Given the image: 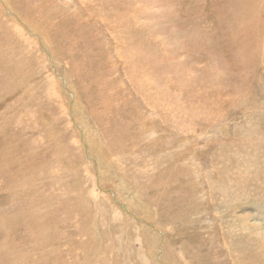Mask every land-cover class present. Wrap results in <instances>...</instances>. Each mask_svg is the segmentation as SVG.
Listing matches in <instances>:
<instances>
[{"label": "rangeland", "instance_id": "rangeland-1", "mask_svg": "<svg viewBox=\"0 0 264 264\" xmlns=\"http://www.w3.org/2000/svg\"><path fill=\"white\" fill-rule=\"evenodd\" d=\"M262 242L264 0H0V264Z\"/></svg>", "mask_w": 264, "mask_h": 264}, {"label": "bare ground", "instance_id": "bare-ground-1", "mask_svg": "<svg viewBox=\"0 0 264 264\" xmlns=\"http://www.w3.org/2000/svg\"><path fill=\"white\" fill-rule=\"evenodd\" d=\"M64 152V151H63ZM180 164V163H179ZM142 173H143V170H142ZM186 223V222H185ZM184 223V224H185ZM98 231V222H94L93 224H92V233L94 234L95 233V237L97 238L98 236H99V233H96ZM261 245H262V248L264 249V243L262 242L261 243ZM249 253V252H248ZM113 254V253H112ZM164 256V255H163ZM112 262V261H111ZM107 264V263H106ZM110 264V263H109ZM112 264V263H111Z\"/></svg>", "mask_w": 264, "mask_h": 264}]
</instances>
